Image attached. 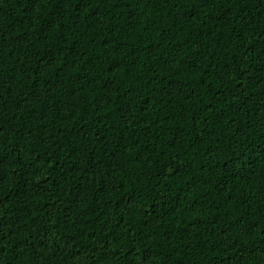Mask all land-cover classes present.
<instances>
[{"label": "trees", "instance_id": "1", "mask_svg": "<svg viewBox=\"0 0 264 264\" xmlns=\"http://www.w3.org/2000/svg\"><path fill=\"white\" fill-rule=\"evenodd\" d=\"M264 0H0V264H264Z\"/></svg>", "mask_w": 264, "mask_h": 264}, {"label": "snow or ice", "instance_id": "2", "mask_svg": "<svg viewBox=\"0 0 264 264\" xmlns=\"http://www.w3.org/2000/svg\"><path fill=\"white\" fill-rule=\"evenodd\" d=\"M260 155H261V157H264V148L260 149Z\"/></svg>", "mask_w": 264, "mask_h": 264}]
</instances>
